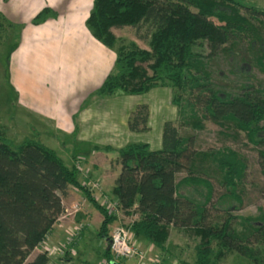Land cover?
Segmentation results:
<instances>
[{
	"label": "trees",
	"instance_id": "1",
	"mask_svg": "<svg viewBox=\"0 0 264 264\" xmlns=\"http://www.w3.org/2000/svg\"><path fill=\"white\" fill-rule=\"evenodd\" d=\"M55 16L53 9L43 7L31 23L38 25ZM262 21L264 8L246 0H93L85 25L95 39L116 52L113 70L95 93L138 95L169 86L173 89L171 103L184 129L198 131L204 120L226 121L244 131L249 142L264 144L263 90L246 85L229 92L214 88L205 66V60L217 57L241 37L252 39L256 23ZM15 26L0 13V43L7 41L10 30L13 43L19 40L20 27ZM125 26L145 27L141 38L148 49L119 40L112 29ZM257 63L264 71L263 55ZM148 119V105L139 103L127 117V128L146 132ZM35 135L15 144L0 125V264H49L50 257L58 255L41 250L29 258L67 213L62 201L69 187L82 192L102 215L100 237L107 236L108 226L117 220L116 214L95 199L87 184L90 174L83 183L75 159L69 166L38 138V131ZM192 143L193 135L182 134L174 121L166 120L160 148L132 142L116 150L114 162L120 170L110 192L119 209L133 216L124 226L132 237H143L160 250L166 249L171 229L190 233L199 240L194 264H213L226 251L264 264V210L238 216L229 207H218L224 199L241 204L245 155L229 146L194 150ZM103 148L110 149L108 145ZM180 173L184 175L178 178ZM212 179L224 189L216 202L211 200ZM182 187H202L201 199L180 192ZM78 211L73 215L76 223L83 216ZM75 228L78 231H72L75 235L65 243L63 254L70 252L82 229L80 225ZM101 255L107 264L124 262L114 258L109 244Z\"/></svg>",
	"mask_w": 264,
	"mask_h": 264
},
{
	"label": "rangeland",
	"instance_id": "2",
	"mask_svg": "<svg viewBox=\"0 0 264 264\" xmlns=\"http://www.w3.org/2000/svg\"><path fill=\"white\" fill-rule=\"evenodd\" d=\"M246 1L264 8V0ZM3 16L12 24H18L19 20H21L17 17L9 19L5 15ZM262 22L261 24L256 23L257 32L252 39L243 36L236 40L235 43L230 44V46L226 45V50L217 57L205 60V66L211 74L210 78L212 79L214 88L229 92L236 90L239 85H246L260 88L264 92V71L261 70L257 63V57L264 56V21ZM15 27L19 28L20 25ZM112 31L119 40L121 39L125 42L131 40L136 42L139 47L148 49L147 41L141 38L145 33V27L137 30L134 27L125 26L122 28H113ZM7 33V41L0 43V125L5 128V134L13 143L17 144L26 138L36 137L35 132L38 131V138L46 145L52 147L69 165H71V161H74L72 155H75L74 159L82 170V173L79 174L80 180L84 182L86 172L90 174L92 171L91 176L93 175V177L101 175L100 170L97 168L87 166V160L84 157V155L91 154L93 146L109 144L110 150H114L115 147H120L127 143L148 142L151 149H157L161 147L163 122L172 120L182 134L189 133L193 135L192 148L194 150H207L229 146L245 155L247 159V170L243 182H241V186L239 187V193L242 197L241 204L239 205L235 200L224 199L218 203V207H229L238 216L258 215L261 208L264 210V191H262L264 187V144L255 145L249 142L244 131L226 121L220 124L211 120H204L203 128L198 131L184 129L179 124L180 120L176 106L171 103L173 89L169 86L155 87L144 94L138 95L118 92L120 95H116L111 101V104H109L108 99L105 100V102L108 101L105 103L106 106H103V108L99 107L97 113H101L104 110L113 115V118L107 120L102 116L99 119V117H95L96 114L94 111H91V115H89L92 118H89L84 126L76 129V131L80 130L79 136L81 140L78 143L75 140L76 131L66 133L65 127H60L58 124V120L60 119L58 117L60 114L59 110L62 108L60 102L63 104L64 99L63 97H59V102V99L56 97L58 93L54 91L53 95L51 94V84L48 81L49 78L46 79V75H49L51 72L46 70V68L50 69L51 63L49 60L52 62V59L46 57L45 46L40 47L38 52L31 50L34 56L39 55V60L29 64L25 72L18 68L20 74L26 75L27 77L30 76L36 82H39V86L42 89L40 92L44 95L37 94L36 97L29 96L28 99L23 100V95L14 86L13 79L11 78L15 73L13 71L11 72L8 68L9 56L16 44L13 43L12 39L13 30ZM205 52L206 49L202 53ZM33 55H29L27 58L32 59ZM45 91L48 92L47 95H45ZM96 97L101 96L95 93L84 96L79 101L77 109L90 105ZM36 98L42 100L34 102ZM20 102H25V104ZM139 103H146L149 107L150 118L148 123L151 127L149 132H131L126 127V116ZM259 151L263 152L262 157H260ZM77 152L83 155L76 156ZM99 160L103 163L101 158ZM104 162L107 163V160H104ZM102 175L105 179L110 180L114 175V171L112 168L111 170L105 169ZM183 175L184 173H180L177 177L180 178ZM97 179L91 180L90 177V189L93 191L95 198L99 199L97 201L106 206L109 201H114L111 198L114 196L110 192L111 187L108 189L109 186H103ZM212 183L214 185V191L211 200L212 202H216L224 189L214 179H212ZM199 191L204 190L202 187L197 188V190L192 187H182L180 189V192L195 197L196 199H201ZM132 218L133 216L126 215L121 210L118 211L117 220L108 226L109 229L105 237L98 235L99 223L97 221L92 224L90 230L86 229L83 232L80 229L79 237L70 245L74 253H71V251L66 252V254L71 253L70 259L73 260L72 264H107L101 257V253L108 246V236L112 227L116 224L127 226ZM64 222L67 223V228H72L71 230H74L77 225L74 217L71 218V216H66ZM67 235H64L56 245L51 242L50 244L49 240L46 239L43 246L38 247L35 252L43 250L45 245L50 247L60 246L64 251L67 249L64 246ZM132 238L135 242L136 238L134 236ZM144 241V244L135 242L136 246L145 254L144 264H194L196 257L195 245L199 240L190 233L171 229L168 240L165 243V250L151 246L148 240ZM213 246L215 252H217L218 246L214 244ZM93 257H99V259L93 262ZM155 260H158V263ZM63 263L64 261L58 262V264ZM123 264H137V261L136 259H130L124 261ZM213 264L253 263L249 258L237 252L226 251L224 255L218 256Z\"/></svg>",
	"mask_w": 264,
	"mask_h": 264
},
{
	"label": "crops",
	"instance_id": "3",
	"mask_svg": "<svg viewBox=\"0 0 264 264\" xmlns=\"http://www.w3.org/2000/svg\"><path fill=\"white\" fill-rule=\"evenodd\" d=\"M92 3L93 0H0L1 14L9 19L15 17L21 19L18 24L15 23V25H20V38L15 43L16 45L9 56L10 61L8 68L11 72L13 71L15 73V75L11 77L14 86L17 87L23 95V100L28 99L29 96L36 97L37 94L44 95L40 92L42 89L39 86V82H36L35 79L30 76L27 77L26 75L20 74L18 68L25 72L29 64L39 60V55L37 54L34 56L31 50L38 52L40 47L45 46L46 57L52 59V62L49 60L51 63L50 69L46 68V70L51 72V75H46V79L49 78L48 81L51 84V94L53 95L55 91L58 93L56 94L58 99L59 97H63L64 99L63 104L59 99L62 108L59 110L60 114L58 117H60V119L58 120V124L60 127H65L66 133L76 131L80 126H84L86 124L85 122H87L89 118H92L90 117L91 111H94L96 118L99 117L100 119L103 116L107 120L112 119L113 115L110 113L104 110H102L101 113H97V110L99 107L103 108V106H106L105 103L108 101L105 102V100L108 99L109 104H111L115 96L120 95V93H116L111 96L96 97L90 105L77 109L79 101H81L84 96L96 92V89L101 85L106 75L113 69L116 57L115 48H109L95 39L85 25V20L89 15ZM43 7H50L53 9L56 16L54 18H48L41 24H32V17ZM29 55H33V58H27ZM47 94L48 92L45 91V95ZM40 100L42 99L36 98L34 102ZM20 103L25 104V102ZM128 115L126 116V120ZM150 129L151 127L149 126V130L146 132H149ZM76 132L75 140L79 143V140H81L79 136L80 130ZM106 145L109 144L93 146L91 154L84 155V157L85 160H87V166H93L95 169L97 168L100 170L101 173L100 176L97 175L93 177V175L91 176V171V180L97 179L98 177V182H101L103 186H109V189L112 187L114 179L120 170L118 164L115 162L112 163L118 155L116 150L119 147H115L114 150H107L103 148ZM77 155L83 154L77 152L76 156ZM74 156L75 155H72L73 160ZM72 158L70 157V159ZM100 158L103 160V163L100 162ZM104 160H107V163H105ZM65 162L68 164L67 161ZM70 163L72 164V161ZM111 168L114 171V175L112 179L107 180L103 177L102 173H104L105 169L111 170ZM95 199L99 200L98 198ZM62 202L64 208L68 211L71 210L73 204L78 203L80 205L78 212L83 216L77 225L82 227L83 232H85L86 229L90 230V227L96 221L100 225L102 215L86 200L83 193L79 190L74 187H69L67 195L63 198ZM66 216H71V218H73L72 214L67 215L65 212L61 215V218L53 225L48 234L47 239L49 243L51 242L56 245L64 235H69L73 231L71 227L67 228L68 225L64 222ZM72 222L74 223L73 220ZM134 237L138 243L144 244V240H147L140 236L134 235ZM150 245L153 246L152 244ZM36 250L37 249L32 253ZM70 251L74 253V250ZM36 253L37 252H35V254ZM71 253L66 254L65 252L62 255H54L50 257L49 264H58V262L60 263L61 261H64L65 264H72L73 260L70 259ZM34 255L31 254L29 258L32 259ZM97 259H99V257H93V262L97 261Z\"/></svg>",
	"mask_w": 264,
	"mask_h": 264
},
{
	"label": "built area",
	"instance_id": "4",
	"mask_svg": "<svg viewBox=\"0 0 264 264\" xmlns=\"http://www.w3.org/2000/svg\"><path fill=\"white\" fill-rule=\"evenodd\" d=\"M76 165L78 166L77 163ZM79 169L81 170L80 167ZM88 174L89 173L85 174L86 177L88 176ZM83 183H85V180ZM87 184L89 185L90 182H88ZM106 207L110 213L116 214L118 216V211H120V209L116 201L113 200L109 201ZM79 209H80V205L78 203H75L71 206V210L67 211V215L68 214L74 215ZM76 230L78 231L77 228H75V232ZM74 235L75 233L71 232L67 237L66 242L71 241ZM108 242L111 253L115 259H118L120 261L136 259L137 264H144V259H145L144 252L139 247L136 246L132 238V235L129 233V230L123 224H116L112 227V230L109 234ZM43 251H46L50 255L52 254L62 255L64 252L63 248L60 246L50 247L46 245L43 247ZM155 262L158 263V260H155Z\"/></svg>",
	"mask_w": 264,
	"mask_h": 264
}]
</instances>
